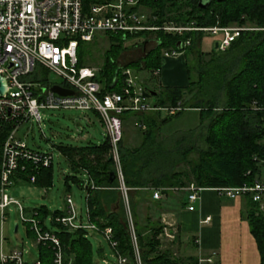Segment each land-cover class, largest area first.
Masks as SVG:
<instances>
[{
    "label": "trees",
    "instance_id": "16d2710c",
    "mask_svg": "<svg viewBox=\"0 0 264 264\" xmlns=\"http://www.w3.org/2000/svg\"><path fill=\"white\" fill-rule=\"evenodd\" d=\"M93 2L96 0H82L85 7ZM138 5L149 8L156 16L154 22H149L154 27H161L164 23L184 27L191 23L193 28L236 26L252 30L239 32L226 49L209 55L197 51L201 36L197 31L179 36L157 31L154 47L145 51L140 59L121 67L117 60L126 47L122 46V39L108 36L109 45L94 79L101 86V95L117 89L120 68H131L135 72L157 71L162 50L187 53L193 49L201 66L196 81L190 79L187 66L186 87L163 88L151 93L156 105L173 107L180 102L185 109L197 110L198 125L193 134L190 131L187 135L179 133L168 140H158L161 126L182 113L164 119H159L158 113L133 114L140 119L144 131L137 147L125 148L122 141L118 145L123 185L128 189L176 188L189 184L204 189L252 185L256 181L258 164L264 162V0H210L205 7L198 5L197 0H138ZM185 40L189 44L181 48L178 43ZM37 71L41 81L47 82V72ZM114 79L116 83L111 85ZM125 116L127 114L121 119L124 120ZM6 130L7 126L0 129V145ZM193 135L197 137L191 138ZM169 144H172L171 148ZM57 150L71 173L65 180H71L86 193L89 222L99 230L109 228L116 242V251L132 262L134 257L124 207L112 163L107 161L109 146L106 138L99 145L57 147ZM190 153L196 154L193 163L186 160ZM179 163H185L188 170L173 171ZM20 167L23 169L17 171L12 182L18 178V181L30 184L28 177L33 176L32 186L51 187V167L35 169L25 162H21ZM83 173L85 181L75 178ZM247 202L245 219L259 255V264H264V212H259L257 204L249 198ZM135 206L134 195L129 193L128 209L140 264H197L195 258L177 260L167 251H158L157 236L161 234V227L147 224L149 221L144 227H138ZM34 211L38 218L43 219L46 215L44 209ZM59 216H62L61 212L54 211L50 220L56 228L52 233L60 245L63 264H102L100 249L96 252L98 262L93 261L85 231H66L53 222ZM142 231H146V235H142ZM36 249L39 263L51 264V245L36 244Z\"/></svg>",
    "mask_w": 264,
    "mask_h": 264
},
{
    "label": "built area",
    "instance_id": "2783aa9c",
    "mask_svg": "<svg viewBox=\"0 0 264 264\" xmlns=\"http://www.w3.org/2000/svg\"><path fill=\"white\" fill-rule=\"evenodd\" d=\"M140 8L138 0H96L86 7L82 0H0V77L6 86L5 93L0 97V129L8 127L0 145V207L16 205L21 222L30 225L35 244L51 245L53 249L51 264H63L61 248L55 235L39 227V222L34 219L36 212L30 214L32 217H24L20 205L4 194L5 189L12 185L13 176L18 170L23 169L20 167L21 162L28 163L35 169L51 166V155L29 150L17 136V131L26 124L39 125L41 112L46 110H75L96 115L108 142V156L111 157L124 212L129 216L128 189L122 182L118 158V145L123 137L121 116L146 113H164L171 116L185 109L180 102L173 107L156 105L151 90L131 68H120V80L116 83L114 79L111 83V85L116 83L117 89L101 95V86L94 80L98 71L78 65L76 53L80 45L91 43L98 36L120 35L122 42H125L128 40L127 36L134 38L144 31L160 30L173 32L178 36L197 31L212 36L219 35L216 49L223 51L239 32L252 30L236 26L154 28L145 25L147 17ZM188 44V40L182 44L178 43L181 48ZM177 53L176 50L167 49L162 50L160 56H174ZM38 69L53 75L60 83L42 82ZM53 85L68 90L71 94L67 96L54 94L49 90ZM139 128L144 130L142 123L139 124ZM28 182L32 184L34 177L29 176ZM90 188L92 189V186ZM204 190L206 189L193 184L185 187L151 189V197L156 200L165 193L182 194L185 210L193 211L199 194ZM212 190L230 200L247 197L257 204L259 212H264L263 181H254L250 186L240 185ZM64 202V215L55 217L54 223L68 232L83 230L100 234L111 251L113 264H130L125 256L116 251V242L112 239L109 228L99 230L91 224L87 210L86 223L83 224L68 195L65 196ZM208 221L209 218L206 217L199 223L205 224ZM129 229L135 264H140L130 221ZM209 261L198 260V264ZM0 263L25 264L17 251L2 257ZM31 264L40 263L37 261Z\"/></svg>",
    "mask_w": 264,
    "mask_h": 264
},
{
    "label": "rangeland",
    "instance_id": "374dc122",
    "mask_svg": "<svg viewBox=\"0 0 264 264\" xmlns=\"http://www.w3.org/2000/svg\"><path fill=\"white\" fill-rule=\"evenodd\" d=\"M140 11L144 13L145 17H147L145 25L153 26L150 25L149 22H154L156 20V16L151 13V10L149 8L141 7ZM161 27L177 28L179 26L174 25L173 23H164L161 25ZM182 28H193V24H187ZM157 31L160 30L144 31L142 33L143 38L151 41L148 42V45H146V49L154 47L153 40L155 39ZM162 33L176 35L173 32L162 31ZM199 33L203 34L204 32ZM114 37H116V39L118 40L121 39L120 35ZM126 38H128V40L122 42V46L126 47V50L120 53L117 60V63L120 67L126 63L141 58V44H138V42L135 43V40L133 41L131 36H127ZM108 45L109 43L107 36H98L91 43L80 45L76 53L79 64L81 66L93 68L99 72L103 63V53L107 50ZM191 45L192 44H190V47ZM190 51L192 52V57L191 60H187V64L190 71V79L192 81H196L201 71V66L199 65L198 59H195L196 54L193 49H190ZM204 60H206V58H204ZM140 77L141 76H139L138 78ZM46 80L47 82L53 84L60 83L58 79L49 74H47ZM147 87L148 89L152 90L150 88L152 87L151 83L147 84ZM178 113L182 114L161 126L158 140H168L179 133H184L185 135H187L190 131L192 132L191 134H193V130L196 129V125L198 123V112L184 109L183 111ZM165 117H168V115H165L164 113H158L159 119H164ZM139 124L140 119L132 114H127L124 120H122L123 147L130 149L138 146L141 134L144 131L139 128ZM16 134L24 142L29 150L51 155L50 167L52 173V184L51 187L48 188V190L34 187L31 184H21L22 182L12 184L4 191L6 197L19 203L21 208L24 210L23 215L26 218L32 217L30 215L31 210L44 209V211L46 212L44 218L41 219V217H34V219L39 222V227H41L42 229L44 228L45 231L54 232L56 228L51 224L50 214H52L54 211L62 210L64 208V199L65 196L68 195L70 196V199L75 206L77 215L81 218L83 224H85V193L82 189L77 188L76 184L71 180H65L66 177L71 176V173L67 163L65 162V159L58 152L57 147L74 148L82 147L87 144H101L105 139V135L96 115L91 112H79L75 110H46L41 112V122L39 125H36L34 123L26 124L22 128H20ZM195 135L191 136V138H196L197 136ZM171 145L172 144H169V148H171ZM195 159V153H190L186 157V160L190 161V163H193ZM187 170L188 166L185 163H179L173 168V171L175 172ZM261 176L262 178H264V168L262 169ZM75 178L82 182L85 181V177L83 175H76ZM144 190H146L145 193H149V190L151 191V189L143 188L128 189L127 191V202L129 193H131V195H134V201L136 202L135 219L137 222V226L140 228L144 227L147 221H149L147 223L149 225H159L160 223H162L158 222V211L153 209V206L148 203V200L150 198L146 196V201L143 200L142 196L144 194ZM128 213L129 216L125 214L127 220V228L129 229L130 221L133 233L130 212ZM3 215L5 243H7L9 247L17 249L20 252L22 256L21 258L24 262L29 261V259H37V249L33 245V232H31L30 225L28 223L21 222L16 205L6 206V208L3 210ZM14 226L16 227L15 229ZM128 232L130 245L133 251V242L130 237V229L128 230ZM85 233L90 242L93 260L96 258L97 261L96 252L98 249H101L104 255H111V251L106 241L100 234L92 231H85ZM167 234H169V236ZM142 235H146V231H142ZM174 236L175 232L173 230H162L161 234L157 236V240L159 243L158 251H167L172 258L177 260L188 258L190 252L188 250H185L183 247L178 246V244H176V241L174 240ZM134 242L136 245V240H134ZM133 257L134 260L132 262L128 259L130 264H135L134 251ZM198 260L200 259L196 260L197 264Z\"/></svg>",
    "mask_w": 264,
    "mask_h": 264
},
{
    "label": "crops",
    "instance_id": "0c3cea01",
    "mask_svg": "<svg viewBox=\"0 0 264 264\" xmlns=\"http://www.w3.org/2000/svg\"><path fill=\"white\" fill-rule=\"evenodd\" d=\"M142 35L141 33L132 38L133 41L135 40V43L141 44L140 55L148 50L146 49V45H148V42H151L143 38ZM219 38V35L212 36L207 33H201L197 42V51L203 55H209L218 51L216 44ZM159 57V69L157 71L136 72L138 77L141 76L139 79L146 87L147 84L151 83V93H156L163 88L186 87L188 83L186 72L188 66L187 60H191L192 52L185 53L181 51L174 56ZM189 110L197 112V110ZM262 143H264V139ZM263 168L264 164H258L256 181L264 182V178L261 176ZM80 175H83L86 179L84 173ZM17 179L12 184L21 183ZM42 189L48 190V188ZM82 190L84 191V189ZM145 191L142 198L144 201H146L147 197L150 198L148 203L153 206V209L158 211V222H162L159 224L162 228L161 232L162 230L166 231V229L173 230L175 232L174 240L176 244L190 252L188 257L195 258L196 260H210L209 262H201L200 264H259V255L245 219L248 209L247 197L230 200L218 195L212 189H206L199 194V199L195 203L193 211H187L184 208L185 203L182 194L165 193L155 200L151 198L150 190L149 193H145ZM5 208L0 207V260L2 257L9 256L13 251L19 252L5 243L3 227V210ZM57 211L64 215L65 202L64 208ZM32 212L35 211L31 210ZM206 217L209 218V221L205 224H200L199 221ZM167 235L169 236V234ZM33 245L36 247L34 241ZM98 259L96 261L95 258V261H93L97 263ZM37 261L38 258L23 262L31 264ZM103 262L106 264L114 263L111 255H104L101 251L100 263Z\"/></svg>",
    "mask_w": 264,
    "mask_h": 264
},
{
    "label": "water",
    "instance_id": "95a60500",
    "mask_svg": "<svg viewBox=\"0 0 264 264\" xmlns=\"http://www.w3.org/2000/svg\"><path fill=\"white\" fill-rule=\"evenodd\" d=\"M210 0H197V4L202 6V7H205L208 3H209ZM5 81L3 80L2 77H0V97L5 93ZM52 93L54 94H57V95H61V96H67V95H70L71 92L68 91V90H65V89H62L56 85H53L50 87L49 89ZM107 161L108 162H111V157L110 155L107 157ZM16 227L14 226V229Z\"/></svg>",
    "mask_w": 264,
    "mask_h": 264
}]
</instances>
